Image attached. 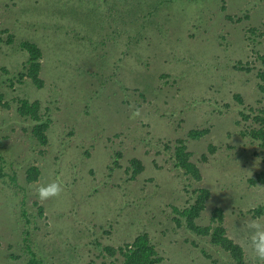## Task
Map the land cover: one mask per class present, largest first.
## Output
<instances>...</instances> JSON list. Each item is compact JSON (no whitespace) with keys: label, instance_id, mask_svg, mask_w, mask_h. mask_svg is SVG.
Returning <instances> with one entry per match:
<instances>
[{"label":"rangeland","instance_id":"1","mask_svg":"<svg viewBox=\"0 0 264 264\" xmlns=\"http://www.w3.org/2000/svg\"><path fill=\"white\" fill-rule=\"evenodd\" d=\"M25 40L43 51L42 89L21 79ZM262 57L264 0H0V264H27V238L41 264H124L107 249L142 233L160 264H235L175 220L203 187L211 197L197 223L223 208L229 237L264 264L249 227L264 231L254 212L264 185L249 182L264 170V149L248 135L264 109ZM19 99L40 101L47 146ZM178 139L202 181L175 166ZM133 158L145 165L134 180ZM56 182L61 194L41 201L37 189Z\"/></svg>","mask_w":264,"mask_h":264},{"label":"trees","instance_id":"2","mask_svg":"<svg viewBox=\"0 0 264 264\" xmlns=\"http://www.w3.org/2000/svg\"><path fill=\"white\" fill-rule=\"evenodd\" d=\"M13 35L8 36V43L13 42ZM20 46L28 53L27 68L25 73H21V79L29 78L35 87L42 89L45 86V80L41 76L43 51L41 47L34 41L25 40L20 43ZM264 63V57H262ZM261 80L260 89L264 92V70L258 73ZM18 114L23 118H30L34 123L32 135L41 146H47L49 143L48 130L51 122L44 121L41 115V103L38 100L30 101L29 99H19ZM245 120L250 119V115L243 114ZM253 120L259 124V127L252 128L248 135L255 141H258L260 147L264 149V109L260 110L259 114L253 117ZM208 128L192 129L189 131L190 138L194 140L201 139L209 134ZM210 152L214 153L216 148L210 146ZM121 156L120 153H118ZM192 152L188 150L186 140L178 139L174 150L175 166L185 171L187 175L196 181H202V173L196 163L192 161ZM204 160H207V155H203ZM145 170V165L138 158H133L128 167L127 172L131 174V179L134 180L138 175ZM40 168L36 165L30 167L27 171V181L36 182L39 180ZM250 184L264 185V170L258 173L255 177L249 179ZM196 195L194 202L183 210L175 208V212L180 216L176 218V222L181 225L182 220L185 221L186 228L197 235L208 236L212 244L220 247L228 252L235 261V264H250L246 259L244 248L229 237L227 228L225 227V212L223 208L216 207L212 211L211 224L200 225L197 223L206 209L207 201L211 197V192L207 188H199L194 191ZM256 215L264 214V206H261L254 211ZM30 258L27 264H41L36 253L32 249V245L27 238ZM111 254L119 253L124 258V264H160L163 257L160 255L156 246L152 243L148 233L138 235L132 242L126 243L119 249L108 248Z\"/></svg>","mask_w":264,"mask_h":264},{"label":"clouds","instance_id":"3","mask_svg":"<svg viewBox=\"0 0 264 264\" xmlns=\"http://www.w3.org/2000/svg\"><path fill=\"white\" fill-rule=\"evenodd\" d=\"M139 115V110L133 113V117ZM62 191V185L58 182L48 184L47 186H41L37 189L38 197L41 201L48 200L52 197H57ZM249 227L257 229L255 235L252 237V244L255 254L259 257V259L264 260V231L260 230L261 226L256 221H253Z\"/></svg>","mask_w":264,"mask_h":264}]
</instances>
